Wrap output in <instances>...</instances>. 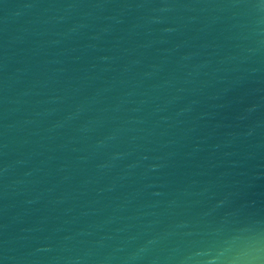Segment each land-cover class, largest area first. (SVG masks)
I'll list each match as a JSON object with an SVG mask.
<instances>
[{
	"label": "water",
	"instance_id": "water-1",
	"mask_svg": "<svg viewBox=\"0 0 264 264\" xmlns=\"http://www.w3.org/2000/svg\"><path fill=\"white\" fill-rule=\"evenodd\" d=\"M0 264H264V0H0Z\"/></svg>",
	"mask_w": 264,
	"mask_h": 264
}]
</instances>
